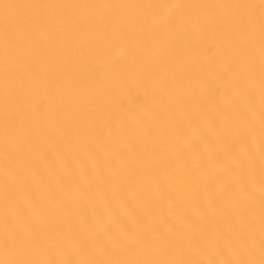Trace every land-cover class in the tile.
Instances as JSON below:
<instances>
[{"label": "bare ground", "instance_id": "6f19581e", "mask_svg": "<svg viewBox=\"0 0 264 264\" xmlns=\"http://www.w3.org/2000/svg\"><path fill=\"white\" fill-rule=\"evenodd\" d=\"M0 264H264V0H0Z\"/></svg>", "mask_w": 264, "mask_h": 264}]
</instances>
